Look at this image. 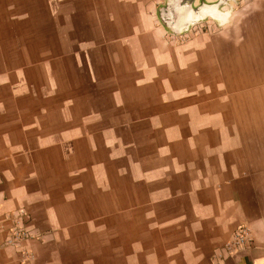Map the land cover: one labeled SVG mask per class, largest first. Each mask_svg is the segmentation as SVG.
<instances>
[{
    "label": "crops",
    "instance_id": "obj_1",
    "mask_svg": "<svg viewBox=\"0 0 264 264\" xmlns=\"http://www.w3.org/2000/svg\"><path fill=\"white\" fill-rule=\"evenodd\" d=\"M164 1L0 0V264H264V0Z\"/></svg>",
    "mask_w": 264,
    "mask_h": 264
},
{
    "label": "water",
    "instance_id": "obj_2",
    "mask_svg": "<svg viewBox=\"0 0 264 264\" xmlns=\"http://www.w3.org/2000/svg\"><path fill=\"white\" fill-rule=\"evenodd\" d=\"M217 4L218 3H216L215 5L201 4L199 6L194 7L192 6V3H189L188 0H165L164 5H162L161 8L159 9L158 16L160 22L166 28H168L170 32L174 34H179L187 31L191 25L197 22H201L206 18H211L212 20H215L219 25L223 24L226 19L225 20L223 19L222 12L217 16L204 14L201 15L197 20L188 23H186V21H184L183 19V17L186 14L185 12L187 10L199 11L203 7H211V6H215L217 8L218 7ZM177 22L179 24V27L176 26Z\"/></svg>",
    "mask_w": 264,
    "mask_h": 264
},
{
    "label": "built area",
    "instance_id": "obj_3",
    "mask_svg": "<svg viewBox=\"0 0 264 264\" xmlns=\"http://www.w3.org/2000/svg\"><path fill=\"white\" fill-rule=\"evenodd\" d=\"M209 26V23L205 26L207 28ZM170 41H174V36L176 34L168 33ZM185 38V37H184ZM22 216V212H18L17 219L19 220ZM15 222V224L10 229V235L8 239H6L5 244H17L22 241V239L25 237L26 233L23 230V228L18 224L19 222ZM252 240L250 229L247 225L241 224L239 225L232 233L231 237L227 242H225L221 248V250L217 251L214 254V259L216 261L224 259V256H231L235 254L236 252L243 250L245 248H248L250 245V242Z\"/></svg>",
    "mask_w": 264,
    "mask_h": 264
},
{
    "label": "rangeland",
    "instance_id": "obj_4",
    "mask_svg": "<svg viewBox=\"0 0 264 264\" xmlns=\"http://www.w3.org/2000/svg\"><path fill=\"white\" fill-rule=\"evenodd\" d=\"M164 3H165V1H164ZM164 3L162 5H164ZM221 12L224 13L225 11H221ZM211 20H210L211 23L209 22V26L207 28H205V25L204 24L203 25H200L201 22H197V23L191 25L190 28L187 31L182 32V33H179V34H176L174 36V39H173L174 41H172V42L175 45H182V44H184L185 42H187L189 40H192V39L197 38L199 36V34H201V33H205V32L210 33V32H212L211 30H213V28H212V25L211 24H213V21L214 22H216V21L215 20H212L211 21ZM222 25H224V24H222ZM222 25H219V26H222ZM166 31L168 33H172V32L169 31L168 28H166Z\"/></svg>",
    "mask_w": 264,
    "mask_h": 264
},
{
    "label": "bare ground",
    "instance_id": "obj_5",
    "mask_svg": "<svg viewBox=\"0 0 264 264\" xmlns=\"http://www.w3.org/2000/svg\"><path fill=\"white\" fill-rule=\"evenodd\" d=\"M204 9V8H203ZM199 10V11H195V10H189V11H186L185 13V16L183 17L184 21H186V23L188 22H193L195 20L198 19V17H200L201 15H203L202 13L204 12V10ZM176 26L179 27V24L177 22Z\"/></svg>",
    "mask_w": 264,
    "mask_h": 264
}]
</instances>
